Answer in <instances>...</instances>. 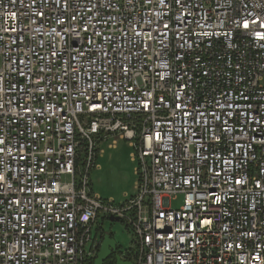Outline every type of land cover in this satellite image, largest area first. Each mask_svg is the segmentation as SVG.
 <instances>
[{"label": "built area", "instance_id": "built-area-1", "mask_svg": "<svg viewBox=\"0 0 264 264\" xmlns=\"http://www.w3.org/2000/svg\"><path fill=\"white\" fill-rule=\"evenodd\" d=\"M115 138L121 206L90 192ZM100 215L125 262L264 264V0H0V264H84Z\"/></svg>", "mask_w": 264, "mask_h": 264}, {"label": "rangeland", "instance_id": "rangeland-1", "mask_svg": "<svg viewBox=\"0 0 264 264\" xmlns=\"http://www.w3.org/2000/svg\"><path fill=\"white\" fill-rule=\"evenodd\" d=\"M115 139L117 144L114 148H109L105 143L97 146L102 153H98L96 168L90 172V192L113 206H121L136 195L138 162L132 158L134 148L125 140ZM182 202L183 197L179 195L170 201V206L178 209ZM95 229L112 237L116 252L122 254L133 249V235L123 221H111L99 216L91 232L93 238Z\"/></svg>", "mask_w": 264, "mask_h": 264}, {"label": "water", "instance_id": "water-1", "mask_svg": "<svg viewBox=\"0 0 264 264\" xmlns=\"http://www.w3.org/2000/svg\"><path fill=\"white\" fill-rule=\"evenodd\" d=\"M111 221H119L117 218L110 217ZM116 251V243L108 235L104 236L100 245V251L98 252L95 260V264H103L104 261L110 256L111 252ZM114 264H132L125 262L121 259L120 253L116 255Z\"/></svg>", "mask_w": 264, "mask_h": 264}, {"label": "flooded vegetation", "instance_id": "flooded-vegetation-1", "mask_svg": "<svg viewBox=\"0 0 264 264\" xmlns=\"http://www.w3.org/2000/svg\"><path fill=\"white\" fill-rule=\"evenodd\" d=\"M97 234H98V235H95V236H94L95 245H97V246H95V247H96V251H95V253L92 255L91 258H89L88 260H86V261L84 262V264H95L96 256H97L98 252L100 251V245H101V242L103 241L104 236H106V234H104V233L101 232V231H99ZM108 236H109V235H108ZM109 237H110V236H109ZM110 238H111V237H110ZM116 255H118V252H116V251L111 252L110 256L104 261L103 264H113Z\"/></svg>", "mask_w": 264, "mask_h": 264}, {"label": "crops", "instance_id": "crops-1", "mask_svg": "<svg viewBox=\"0 0 264 264\" xmlns=\"http://www.w3.org/2000/svg\"><path fill=\"white\" fill-rule=\"evenodd\" d=\"M105 144H107V146L109 147V144H108V143H105ZM109 148H110V147H109ZM100 217H102V215H100ZM97 220H98V219H97ZM96 224H97V222H96ZM96 224H94V227H95ZM94 227H93V228H94ZM95 231H96V229H95ZM97 231H98V230H97ZM97 231H96L95 235H98L97 233H98L99 231H98V232H97ZM111 238H112V237H111Z\"/></svg>", "mask_w": 264, "mask_h": 264}, {"label": "trees", "instance_id": "trees-1", "mask_svg": "<svg viewBox=\"0 0 264 264\" xmlns=\"http://www.w3.org/2000/svg\"><path fill=\"white\" fill-rule=\"evenodd\" d=\"M114 262H115V260H114ZM114 264V263H113Z\"/></svg>", "mask_w": 264, "mask_h": 264}]
</instances>
